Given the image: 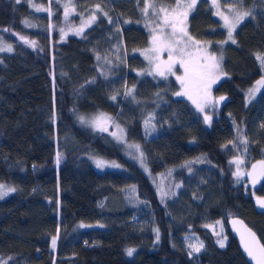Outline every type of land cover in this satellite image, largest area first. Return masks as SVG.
Returning a JSON list of instances; mask_svg holds the SVG:
<instances>
[{"label": "trees", "instance_id": "1", "mask_svg": "<svg viewBox=\"0 0 264 264\" xmlns=\"http://www.w3.org/2000/svg\"><path fill=\"white\" fill-rule=\"evenodd\" d=\"M35 3L46 10L0 0V185L15 189L0 198V264H248L228 222L242 220L264 247V87L248 98L264 80V0H220L223 14L251 12L232 39L209 0L187 13L192 40L174 57L215 56L223 73L203 111L176 95L179 63L161 76L144 56L148 22L188 0H68L66 21L53 1ZM116 44L125 61L110 64ZM105 121L139 146L154 183L100 132ZM90 156L121 169L98 171Z\"/></svg>", "mask_w": 264, "mask_h": 264}, {"label": "snow or ice", "instance_id": "2", "mask_svg": "<svg viewBox=\"0 0 264 264\" xmlns=\"http://www.w3.org/2000/svg\"><path fill=\"white\" fill-rule=\"evenodd\" d=\"M19 2V0H17ZM213 3L215 4V0H213ZM195 4V0H192V3L187 5V7L190 9ZM67 9V6H65ZM149 7H155L152 4H146L144 11L147 12ZM181 6L178 3L177 9H179ZM177 9H173L172 13H168L167 9L164 7H161L160 11L164 13V18L162 21L161 26V33L160 35L153 34L152 36V51H155L157 53L167 51L168 52V60L165 62H162L161 64H157L155 71L158 75L164 76L165 73H172L173 66L176 63L180 64V67L184 69L185 75L183 77L177 76L176 79L180 82L183 91L176 93V95H187L189 99L193 100V103L196 104L197 108L200 111H203V105L210 102V88L213 83L216 82L220 78V75H223L219 60L215 56H208L205 58L206 62L203 64H193L192 62L185 61L183 56L179 57L178 59L174 57V52L180 51L183 52V49H177L176 45L179 44L183 37H187L189 41L192 40V37L188 35L185 26H184V20L187 18V12H178ZM38 11L43 10L38 8ZM97 11L100 10L99 5H97ZM231 10V9H230ZM218 15H221L220 13H217ZM251 12H242L237 13L236 16L233 19H229L227 16L221 15V18L225 22V27L228 28V37L229 39H232V33L235 29V26L237 23H239L245 16H250ZM171 17V18H170ZM92 19H95V16L92 17ZM171 27L172 31L170 34L164 33V28ZM7 30V29H5ZM179 34L181 37L180 40H177L176 37ZM233 43H235V40H232ZM25 43H29V41L25 40ZM34 44V42H31ZM3 50V49H0ZM8 50L11 51V46L8 47ZM147 58V57H146ZM158 59V56H157ZM257 59L261 61V66L264 67V56H261L257 54ZM258 84H264V80L258 81ZM195 90V92L200 96L199 102L193 98L192 91ZM251 94V90H250ZM115 97H113L114 99ZM225 97L221 96L219 100H223ZM219 100L216 101L219 103ZM83 119V118H82ZM209 117L205 116V121H209ZM99 122V121H97ZM104 130V129H101ZM247 143V141H244ZM139 147L138 145L136 146ZM57 163H59V154L57 157ZM97 167H101L104 163L103 161H96ZM237 165H239L240 161L236 160L234 161ZM112 166L118 167V165H115L113 163ZM256 166L253 165V168ZM262 174H264V171H262ZM237 177L242 175V173L238 171L235 173ZM249 176H252V173H248ZM253 183H255V178H253ZM15 191V189H6L4 185H0V198H2L4 195H6L8 192ZM260 203L261 207H264V201H258ZM239 223L238 221H233V224ZM83 227V225H81ZM244 233L247 234V239L242 234L241 235V242L244 246L245 251L248 253L250 257H252L254 260H256V264H264V247L259 245V242L256 240V237L253 233H251L247 228H244ZM221 247L224 246V243L222 240L218 241ZM52 247H56V237H53L52 239ZM192 250L194 252H199L200 249L203 247V244H200L199 246L196 245H190ZM132 249L127 250V254L130 256L132 255ZM11 259V258H10ZM3 264H7L6 261L3 262Z\"/></svg>", "mask_w": 264, "mask_h": 264}, {"label": "rangeland", "instance_id": "3", "mask_svg": "<svg viewBox=\"0 0 264 264\" xmlns=\"http://www.w3.org/2000/svg\"><path fill=\"white\" fill-rule=\"evenodd\" d=\"M17 1V0H16ZM36 0H19V2H26L33 10L35 11H38L37 9L40 8V9H43V10H40V11H45V7L42 5V3H35ZM48 1L50 0H46V2L48 3ZM53 1V3H55L56 5H58L60 7V9L62 10V13H63V17H64V21H66L67 19L71 18L72 16H74L70 6L68 5V0H51ZM213 6L216 8V13H220L221 15L223 16H227L229 17V19H233L236 15L234 13H227L226 14H223V9L221 8V5H220V0H215V4L213 3V0H209ZM189 4L192 3V0H188ZM195 3H196V0H195ZM67 6V9L66 7ZM193 7V6H192ZM192 7L190 9H185L186 7L182 8L180 7L179 9H177L178 12H189ZM168 13H172V10H167ZM223 11V12H222ZM50 15H52V13H49ZM220 15V16H221ZM160 20H157V19H153L151 20L150 22H148V30L151 31V43H150V48H149V51L146 52L144 54V56L146 55L148 57L149 55V58H150V62H151V66H156L158 63H160L159 61V53L155 52V51H152V48H153V45H152V36L155 32V34L159 35V33L161 32V29H160V26H162V21H163V18H164V13L161 12L160 13ZM171 18V17H170ZM92 21H94L92 18L90 19ZM223 23L225 24L224 20L222 19ZM242 21V20H241ZM240 21V22H241ZM239 22V23H240ZM236 24L235 26V29L237 28L238 24ZM81 27H85V25L81 26ZM81 27H78V28H69L68 30H64L61 35H60V38L62 40H65L66 38L68 37H71V36H80V34L82 33V29ZM171 29V27H170ZM226 29H228L226 27ZM234 29V30H235ZM172 30V29H171ZM203 51V50H202ZM201 51V52H202ZM191 54V53H190ZM190 54L189 52L185 55L184 59L186 61L189 60L190 58ZM157 56H158V59H157ZM194 56L196 57V53H194ZM188 58V59H187ZM206 58V57H205ZM114 61H116L117 63H123L125 61V56H124V53H122L121 51V44H116L112 47V51L110 52L109 54V63L112 64ZM206 62V60L204 61ZM152 67L150 68V70L152 71ZM103 75L105 77H108L110 72H109V68L108 66H104L103 65ZM264 87V84H258L256 83L253 88L251 89V94H250V91L248 93V98L251 100L252 98H254L258 92ZM124 91V90H123ZM93 125H96V122L93 123ZM101 127V126H100ZM104 130H101L100 132L102 133H105L109 139L111 141H113L114 143L118 144L121 146V149H122V152L124 154V156L130 161L132 162L133 164H135L139 170L145 175L147 176L149 179H151V173L149 171V168L148 166L146 165L145 161H144V157H143V154L140 150V148L136 147L137 145L133 144V143H130L129 141H127V138H126V134H125V131L120 127L118 126L115 122L113 121H109L108 123H106L105 121V127L102 128ZM100 130V129H98ZM155 134V131L154 130H151V134L150 132L148 133V136L151 137ZM90 159V161L95 165L97 166V163L96 161H103L104 163L102 164L101 167H96V169L98 171H104V170H120L121 168L118 166V167H115V166H112L113 163L115 165H117L114 161H107V160H104V159H101V158H96V157H87ZM241 172V168L239 165H235V173L238 171ZM259 170L258 169H255L254 170V173H252V176H249L251 178H255V179H258L260 177V173L258 172ZM152 183H154L153 179H151ZM7 189V188H6ZM10 192H8L6 195H8ZM4 195V196H6ZM3 196V197H4ZM188 244H189V248L190 245H196V246H199V243L197 242L196 239H194L193 237L188 239L187 240ZM192 249V248H191Z\"/></svg>", "mask_w": 264, "mask_h": 264}, {"label": "water", "instance_id": "4", "mask_svg": "<svg viewBox=\"0 0 264 264\" xmlns=\"http://www.w3.org/2000/svg\"><path fill=\"white\" fill-rule=\"evenodd\" d=\"M233 221H238L239 223L233 224ZM228 227L230 232L232 233L233 237L235 238V240L238 242L239 247L247 261L248 264H256V260H254L252 257H250L248 255V253L245 251L244 246L241 242V235L243 234L245 236V238L247 239V234L244 233V228H247L251 233H253L256 237V240L259 242V245L263 247V245L261 244L259 238L257 237V235L240 219L238 218H232L229 222H228Z\"/></svg>", "mask_w": 264, "mask_h": 264}]
</instances>
